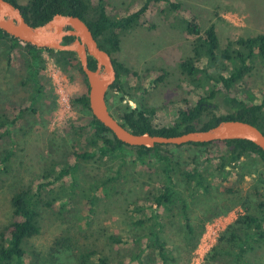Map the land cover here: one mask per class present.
I'll return each mask as SVG.
<instances>
[{
	"label": "rangeland",
	"instance_id": "374dc122",
	"mask_svg": "<svg viewBox=\"0 0 264 264\" xmlns=\"http://www.w3.org/2000/svg\"><path fill=\"white\" fill-rule=\"evenodd\" d=\"M17 1L23 5L28 0ZM144 2L104 0L108 13L114 17L135 12ZM174 2L180 4L177 10L165 2L148 9L138 26L121 33L120 49L113 54L118 62L138 73L131 75L129 82L135 87L141 84L139 89H146V100L157 107L159 127L172 124L179 109L188 103H196L201 91L180 68L181 60L193 55L196 40L194 35L186 32L184 19L195 21L203 30L213 24L222 48L230 40L264 33V0ZM9 45L0 42V114L6 113L13 119L21 108L26 110L13 127L12 136L4 134V128H0V232L11 221V199L15 192L22 188L35 189L39 182L53 181L66 164L73 165L77 161L75 150L87 146L86 137L76 134V130L79 131L86 124L85 119L90 117L80 104L74 102L76 95L88 92V84L76 70L66 71L57 61L56 53L49 50L41 52L44 58L41 81L48 98H42L28 109L33 82L27 79L28 73L23 67L21 53L24 50L22 47L12 50ZM207 64L205 57L197 62L201 68ZM160 68L166 71V76L160 83L153 82L155 71ZM136 91L141 93L142 90L134 88L133 93ZM234 94L244 100L254 96L255 102H260L264 94V64L260 60L236 86ZM225 96L221 94L213 100L215 113L230 112ZM127 103L133 106L136 100L127 95L122 104ZM80 140L84 144L79 143ZM170 150L184 166L201 163L200 168L207 171L214 183L211 197L196 199L190 204L197 237L200 221L205 219V229L196 246L189 240L179 215L162 212L165 216L164 236L168 248L176 256L173 264H230L232 261H228V257L221 256L217 261L208 262L217 239L238 215L246 211L244 204L235 202L238 200L236 194H226L224 188L232 185L235 190L254 195L258 187L264 193V183H261L263 162L254 155L246 156L233 167L228 166L232 172L228 178L222 179L207 161L203 148L170 146ZM9 151L12 155L4 161ZM131 159L119 170L117 179L109 184L106 192L101 186L92 193L91 185L115 175L123 164L119 159L81 161L75 180L67 175L43 189L41 230L26 242L27 264H78L77 255L81 249L97 252L92 257L93 263L102 254L108 255L113 264L129 261L130 248L111 244L109 238L115 235L131 242L135 232L142 233L132 227L134 219L141 216L135 208L149 204L152 194L157 193L163 181L157 164H133ZM226 208L230 209L226 211ZM218 209V215L210 218L211 211ZM248 257L252 264H264V242L258 244ZM145 263L159 264V261L152 254L151 259L145 258Z\"/></svg>",
	"mask_w": 264,
	"mask_h": 264
},
{
	"label": "trees",
	"instance_id": "16d2710c",
	"mask_svg": "<svg viewBox=\"0 0 264 264\" xmlns=\"http://www.w3.org/2000/svg\"><path fill=\"white\" fill-rule=\"evenodd\" d=\"M9 1L19 6L25 19L35 26L45 23L56 13L81 17L91 28L100 47L112 55L120 49L121 33L138 26L147 10L155 4L165 2L173 10L180 7V4L174 0H145L139 10L125 16L114 17L108 13L104 0H28L23 5L19 4L17 0ZM183 22L186 32L194 35L196 40L193 46V55L182 59L180 68L192 84L201 90L197 102L188 103L179 109L172 124L159 127L156 122L157 107L152 106L146 100V89H139L141 84L135 87L129 82V77L138 73L113 57L117 79L107 92V102L114 116L135 133L149 132L154 135L174 136L193 130H205L222 120L229 119L250 122L264 132V94L258 103L255 102L254 96H249V100H244L237 98L234 94L236 86L252 71L255 62L260 60L264 64V33L230 40L227 46L222 48L213 24L203 30L193 20L184 19ZM73 39V36H68L64 42L67 43ZM0 42L10 43L9 49L12 50L18 47H22L24 50V53H21L23 67L27 70V79L33 82L31 106L28 108L32 109L35 102H39L42 98H48L45 95V86L41 81L44 64L41 52L45 49L23 43L2 29H0ZM47 50L56 53L57 61L66 71L76 70L88 84L75 52ZM204 57L208 60V64L201 68L197 62ZM89 65L91 68L96 67V60L92 56H89ZM227 72L228 74H226ZM165 76L166 71L160 68L155 71L153 82L160 83ZM134 88L142 90L141 93L138 91L133 93ZM221 94H226L225 97L230 108V112L225 114H217L212 109L214 107L213 100ZM127 95L136 100L135 105L122 104ZM74 102L80 104L84 112L90 115L85 119L86 124L79 131L76 130V134L86 137L87 148L81 146L82 148L75 150L74 157L77 161L73 165L66 164L53 181L39 182L35 189L22 188L13 194L11 221L0 232V264H27L26 242L39 234L41 230L40 209L44 201L43 189L67 175H71L75 180V173L78 171L80 162L97 158L100 160L119 159L123 164L115 175L102 180V183L92 184V193L101 186L104 187L105 192L108 191L109 184L117 179L119 170L129 163L130 158H132L131 163L133 164H157L163 177L162 184L157 193L152 194L149 204L135 208V211H138L141 216L134 219L132 227L140 229L142 233L135 232L131 236V242L115 235L110 236L109 241L119 247L130 248L129 261L125 264L136 261L139 264H146L145 258L151 259L152 254L156 256L159 264H173L176 261V256L168 248V242L164 236L163 218L165 216L162 212L164 211L166 215L171 212L179 215L189 240L192 241L193 246H196L205 229V219L200 221L201 228L197 237L196 227L190 214V204L196 199L206 200L211 197L214 190L213 180L207 171L200 168L201 163L196 162L195 165L184 166L171 153L170 146L172 145L130 146L118 140L103 123L92 115L88 92L76 95ZM25 110V108H21L19 114L15 115L13 119L6 113L0 114V128H4V134L13 135V127L19 122L18 120L21 119ZM32 111L34 112L35 109ZM78 142L84 144L82 140ZM183 146L203 148V152H206L207 155V161L222 176V179L228 178V174L232 172V169H227L228 166L233 167L235 163L241 162V159L246 156L254 155L264 164V151L249 140H217L209 143H187L176 147ZM11 155V151L7 152L4 161L8 160ZM261 183H264L263 177ZM224 191L226 194H236L238 200L235 202L244 204L246 211L238 215L236 220L229 224L217 239L218 243L208 255V262L217 261V258L221 256L228 257V261H232L230 264H252L248 255L257 248L258 244L264 242V193L257 187L254 195L244 194L239 189L235 190L232 185H226ZM218 211L220 212L219 209L212 210L209 217L218 215ZM136 244L137 248H135ZM54 253L56 252L54 251ZM96 253L95 250H79L78 264H113L106 254L100 255L97 262L93 263L91 260ZM53 255L56 257L55 254Z\"/></svg>",
	"mask_w": 264,
	"mask_h": 264
},
{
	"label": "water",
	"instance_id": "95a60500",
	"mask_svg": "<svg viewBox=\"0 0 264 264\" xmlns=\"http://www.w3.org/2000/svg\"><path fill=\"white\" fill-rule=\"evenodd\" d=\"M0 29L37 48L75 52L88 81L89 107L92 115L120 141L130 146L157 144L180 146L217 140L244 139L264 151V132L256 125L237 119L222 120L205 130H193L174 136L135 133L125 127L109 108L107 92L117 79L113 55L101 48L89 25L79 16L56 13L43 24L32 25L21 8L9 0H0ZM68 36L74 39L65 43ZM89 56L96 67L89 65Z\"/></svg>",
	"mask_w": 264,
	"mask_h": 264
},
{
	"label": "built area",
	"instance_id": "2783aa9c",
	"mask_svg": "<svg viewBox=\"0 0 264 264\" xmlns=\"http://www.w3.org/2000/svg\"><path fill=\"white\" fill-rule=\"evenodd\" d=\"M45 50H47V49H45Z\"/></svg>",
	"mask_w": 264,
	"mask_h": 264
}]
</instances>
